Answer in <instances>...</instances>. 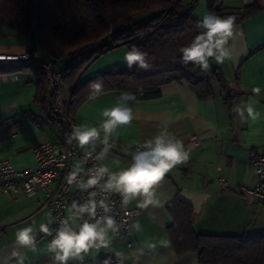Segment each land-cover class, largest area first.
<instances>
[{
  "label": "crops",
  "instance_id": "0c3cea01",
  "mask_svg": "<svg viewBox=\"0 0 264 264\" xmlns=\"http://www.w3.org/2000/svg\"><path fill=\"white\" fill-rule=\"evenodd\" d=\"M202 2L198 1L196 9ZM251 2H256L261 10L235 25L230 41L233 58L223 64L209 60L210 67L205 72L210 81V96L199 98L188 84L170 82L160 86L157 97L130 103L135 118L131 124L118 127L110 140L118 147L142 144L165 127L184 144L192 135L200 137L202 143L189 152L187 162L173 168L157 185L161 207L141 209L137 200L128 204L140 211L131 223V246L127 247L110 232V246L90 249L84 254L83 264H105V261L108 264H200L196 252L177 254L169 237L167 228L173 220L168 205L181 189L209 194L199 214L193 215L195 233L246 237L264 234V203L256 199L247 202L233 190L237 186H253V158L264 153V0H226L225 5L239 8ZM195 7L193 15L202 20L195 15ZM204 9L202 17L208 14L207 4ZM31 44L29 36H17L10 29L0 27V53H23ZM127 51L125 46L114 47L91 59L81 70L76 82H88L77 87L72 96L74 104L69 113L73 126L99 128L104 119L103 110L115 106L119 96L126 92L104 90L93 98L89 84L101 74L125 67ZM36 53L41 56L39 49ZM68 64V60H62L55 68L60 70ZM214 70L219 72V78L214 76ZM38 81L39 74L32 67L0 71V160L11 161L17 169L34 167L33 149L38 144L51 141L61 148L64 142L63 123L52 115L49 95L45 92L43 100L36 99ZM257 86L262 89L258 97L251 91ZM73 87L64 82V99L71 98ZM250 99L258 101L254 106L261 119L242 122L233 109ZM96 161L98 166L119 172L130 166L132 157L110 151L106 159ZM219 177H225L232 188L222 187L217 182ZM78 188L75 184L71 195H76ZM84 219L88 218L83 215L72 221L71 227L78 230ZM50 220L52 223L42 192L30 197L0 193V264L14 249L24 256V264H54L53 254L48 250V235L39 231L41 224H48L50 229ZM137 221L141 231L132 227ZM29 225L35 229L34 248H17V230ZM10 264H16L15 258Z\"/></svg>",
  "mask_w": 264,
  "mask_h": 264
},
{
  "label": "trees",
  "instance_id": "16d2710c",
  "mask_svg": "<svg viewBox=\"0 0 264 264\" xmlns=\"http://www.w3.org/2000/svg\"><path fill=\"white\" fill-rule=\"evenodd\" d=\"M198 1L0 0V27L17 36H29L32 44L27 51L39 49L38 56L54 66L68 60V66L62 69L66 71L63 84L74 86L69 109L74 104V91L88 82H76L84 66L117 46L129 50L136 46L146 52L150 67L145 70L125 66L91 79L102 80V91L123 90L135 94L136 99H149L160 94L161 85L176 82L188 84L197 97L205 98L212 93L206 72L180 62V49L201 31L196 27L199 20L193 15ZM225 2L206 0L207 11L220 17L235 16V25L261 10L256 2L239 8L228 7ZM77 56L79 59L72 62ZM24 67L30 66L0 67V71ZM32 68L39 74L36 99L43 100L44 76L39 68ZM215 70L214 76L219 78ZM225 94L228 101V91ZM168 209L173 222L167 229L177 254L196 252L200 264H264V234L246 237L195 233L194 214L186 201L175 199Z\"/></svg>",
  "mask_w": 264,
  "mask_h": 264
},
{
  "label": "clouds",
  "instance_id": "9594fccd",
  "mask_svg": "<svg viewBox=\"0 0 264 264\" xmlns=\"http://www.w3.org/2000/svg\"><path fill=\"white\" fill-rule=\"evenodd\" d=\"M235 16L220 17L212 13L206 14L202 20L197 21L196 27L201 31L191 40V42L180 49L183 65L192 64L203 71L210 67L209 60L214 59L217 64H223L226 60L233 58V47L230 41L234 37ZM148 54L138 47L132 46L125 53L124 61L128 68L136 66L147 70ZM90 95L94 98L100 94L103 88L102 80L93 81L89 84ZM255 96H260L262 89L253 87ZM136 101L135 94L123 92L115 106L106 108L102 112L103 122L96 126H73L71 132L66 137L67 143L75 141L79 147L95 146L99 141L103 147L96 155V160L107 158L110 150L115 146L110 142L113 133L122 125L132 123L134 117L131 102ZM258 101L249 100L245 104L236 105L235 113L241 121L251 120L253 122L261 119V113L256 110L254 104ZM101 130L103 137L101 139ZM91 152L85 148V156L90 157ZM189 159V151L185 149L182 140L175 138L168 133L165 127L152 139L139 144L137 150L132 155L130 166L119 172L110 171L107 166H97L90 168L85 173L87 179H77L84 171L76 165L67 175L69 185L77 184L81 191L99 188L101 192L118 193L122 197V205L126 206L133 200H137V207L148 209L149 207H161V201L156 193L157 185L163 180L165 175L177 165L184 164ZM106 177V179H105ZM103 181V183H101ZM96 191L89 192V198L85 203L73 200L70 206L71 215L61 222V226L56 229V234L48 244V250L53 254L54 264H70L77 261L83 264L84 254L90 249L107 248L111 243L109 233H117L120 224L112 215L97 217V207L103 209L105 213L110 211L109 205L100 200H96ZM84 214L92 218L94 222L84 219L78 226V230L70 226L69 221L80 219ZM51 223V220L49 221ZM136 231H141L142 227L137 221L132 225ZM39 231L52 235L48 224H41ZM35 229L32 225L21 227L15 234L17 248H34ZM166 243V242H164ZM15 258L16 264H24V256L14 249L10 257L3 261V264H10ZM105 264H108L105 261Z\"/></svg>",
  "mask_w": 264,
  "mask_h": 264
},
{
  "label": "built area",
  "instance_id": "2783aa9c",
  "mask_svg": "<svg viewBox=\"0 0 264 264\" xmlns=\"http://www.w3.org/2000/svg\"><path fill=\"white\" fill-rule=\"evenodd\" d=\"M79 56L72 62H76ZM30 66L39 68L45 79V92L50 98V111L58 118L64 127V142L61 148H57L51 141H44L34 147V167L17 169L11 161L0 160V193L12 196H33L37 192L43 193L44 206L51 214L52 223L48 235L50 242L56 234V229L61 222L66 220L70 213L68 199L71 189L75 185L67 183V175L72 169L79 165L84 171L77 179H87L85 173L90 168L97 167L96 154L101 151L103 145L97 141L95 146L86 147L91 152L90 157L85 156V148H81L73 141L68 144L66 137L71 132L73 122L69 113V99L62 95L63 78L66 71L57 70L49 60H42L36 52L25 51L23 53H0V67ZM102 139V138H101ZM202 143L200 137L190 136L184 144L187 151L198 147ZM115 145V144H114ZM138 144L129 147H118L115 145L110 151H119L130 157L137 150ZM254 184L251 187L237 186L233 190L242 195L247 202L257 200L264 203V153L257 154L253 158ZM106 179V177H105ZM56 181L54 186L52 183ZM217 182L224 188H232L225 177H219ZM103 183V181H101ZM96 191V200H104L109 205L110 211L105 213L102 208L97 207V217L112 215L120 224L119 231L112 233L115 237L122 239L127 247L131 246L129 231L131 223L139 215L138 208L122 205V197L118 193L101 192L99 188L81 191L79 188L76 195L80 197L81 203L89 198V192ZM85 216L88 217L87 214ZM94 221V220H92ZM70 226L72 221H69Z\"/></svg>",
  "mask_w": 264,
  "mask_h": 264
},
{
  "label": "water",
  "instance_id": "95a60500",
  "mask_svg": "<svg viewBox=\"0 0 264 264\" xmlns=\"http://www.w3.org/2000/svg\"><path fill=\"white\" fill-rule=\"evenodd\" d=\"M209 197L208 193L205 192H195V191H188L186 189H181L179 192L174 196V199H183L186 201L192 208L193 214H199L201 210L202 203ZM73 200H77L81 203L80 197L78 195H71L68 199L69 206ZM85 215V214H84Z\"/></svg>",
  "mask_w": 264,
  "mask_h": 264
},
{
  "label": "rangeland",
  "instance_id": "374dc122",
  "mask_svg": "<svg viewBox=\"0 0 264 264\" xmlns=\"http://www.w3.org/2000/svg\"><path fill=\"white\" fill-rule=\"evenodd\" d=\"M205 1L203 0L202 6H200L199 8L196 9L197 6L195 7V9H196L195 15L198 16V18H203L202 15H201V10L203 9V7L205 8L204 10L206 11V2Z\"/></svg>",
  "mask_w": 264,
  "mask_h": 264
}]
</instances>
